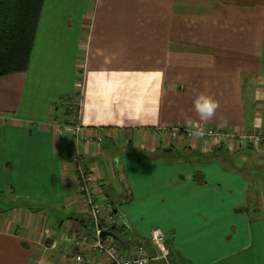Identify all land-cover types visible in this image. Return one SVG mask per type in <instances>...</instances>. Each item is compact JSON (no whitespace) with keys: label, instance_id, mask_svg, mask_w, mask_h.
<instances>
[{"label":"crops","instance_id":"crops-1","mask_svg":"<svg viewBox=\"0 0 264 264\" xmlns=\"http://www.w3.org/2000/svg\"><path fill=\"white\" fill-rule=\"evenodd\" d=\"M73 58L76 84L62 90ZM201 92L219 101L206 124ZM53 96L103 139L76 143L56 106L35 112ZM0 114V201L11 204L0 209V264H107L73 247L93 225L68 148L121 219V253L141 244L149 264H264V146L154 134L189 121L264 132V0H43L28 69L0 78ZM154 227L168 261L149 242Z\"/></svg>","mask_w":264,"mask_h":264},{"label":"built area","instance_id":"built-area-1","mask_svg":"<svg viewBox=\"0 0 264 264\" xmlns=\"http://www.w3.org/2000/svg\"><path fill=\"white\" fill-rule=\"evenodd\" d=\"M195 125L197 127H203L204 129L203 136L198 138L205 137L215 143L222 144H230L238 141L241 143L240 145L244 146H264V132L242 134L236 131L230 132L220 128L199 124ZM194 130L189 125L184 124L170 128H155L154 134L172 138L183 135L188 138H193L196 137L192 134ZM69 132L74 140H76V143L87 144L91 141L97 143L103 139L102 135L91 134L77 122L70 125ZM80 156L78 149L74 148L67 161L71 166L78 197L92 222L93 232L92 234H75L72 241L73 247L81 249L83 246H88L90 249L101 254L107 264H149L152 257L148 255L142 245L135 246L132 253L125 255L114 244L113 236L102 234V231L106 230L107 226L116 223L113 207L109 199L99 190L93 171L82 163ZM149 241L154 247L157 256L167 261L169 249L166 245L164 232L158 227L152 228ZM75 259L79 262L84 261L81 253L77 254Z\"/></svg>","mask_w":264,"mask_h":264},{"label":"trees","instance_id":"trees-1","mask_svg":"<svg viewBox=\"0 0 264 264\" xmlns=\"http://www.w3.org/2000/svg\"><path fill=\"white\" fill-rule=\"evenodd\" d=\"M42 4L43 0H0V78L28 69ZM64 108L63 119L68 118L69 106L65 105ZM64 123L68 124L65 121ZM71 151L72 149L68 148L63 152L66 159L69 158ZM119 221L121 225L115 223L109 227L115 236L124 229L121 219ZM114 244L119 246L115 240ZM143 247L147 251L146 247ZM147 253L150 256L148 251Z\"/></svg>","mask_w":264,"mask_h":264},{"label":"rangeland","instance_id":"rangeland-1","mask_svg":"<svg viewBox=\"0 0 264 264\" xmlns=\"http://www.w3.org/2000/svg\"><path fill=\"white\" fill-rule=\"evenodd\" d=\"M50 52L51 51H49V53H48V55L50 54ZM56 54V53H55ZM52 60L54 61V63H55V65L53 66V70H54V72H55V70L57 69V70H59V69H62V66H60L59 64H58V61H57V59L55 58V57H52ZM66 60V59H65ZM65 60H64V62H65ZM74 61H75V59L73 58L72 60H71V69H70V60H68V73H67V75H66V79H67V83H62V87H65L66 86V88H61L62 90H68L69 89V87H70V85H71V83L73 84L74 82H75V84H76V79L78 78V74H77V76H76V69H75V67L73 66V63H74ZM65 76H63L62 75V78H64ZM52 82V85L50 86L49 84H48V82L44 85V89H48L49 91L47 92V94H45V97H49V93H51V94H53V93H56V85L55 84H53L55 81H51ZM24 96V95H23ZM44 97V99H43V103L40 101V98H39V100H38V102H37V106H36V109H35V112L36 111H38V113H39V109L40 110H43L44 108H52V107H54V106H56V108H57V110H58V115H60V113H61V115L64 113V107H65V102H60L58 99L59 98H57L56 96H53V97H51V98H49V99H46ZM63 98H65L64 96H63ZM21 102H23V98H22V100H21ZM22 106H24V105H22ZM64 108V109H63ZM63 109V112H61V110ZM43 112V111H42ZM20 113L22 114L23 113V110L21 109L20 110ZM67 115H68V118L67 119H63L65 122H67L68 124H70V125H72V124H74V123H76V121H75V118H76V109H75V107H74V105H72V107L71 108H68V111H67ZM66 114V113H65ZM33 115V114H32ZM60 115V117H62ZM0 116L2 117V119L4 120V116L2 115V114H0ZM62 119V118H61ZM58 122V121H57ZM58 124L60 125H67V124H65L64 122H62L61 121V123H59L58 122ZM70 125H69V127H70ZM199 125H201V124H199ZM184 136V135H183ZM167 137H169V136H167ZM179 136H177V137H175V138H178ZM185 138H188V137H186V136H184ZM169 138H172V137H169ZM193 138H198V137H193ZM193 138H188V139H193ZM172 139H174V138H172ZM199 139H202V140H204V141H206L207 143H211L212 145H214V146H225V147H228V148H230L231 146H232V144H234L235 143V145L234 146H237V147H239V146H244V145H240L241 143H239L238 141L237 142H234V143H230V144H222V143H215V142H213V141H211L210 139H208V138H205V137H202V138H199ZM209 143V144H210ZM244 147H247L246 145L244 146ZM253 148H256L257 150H258V146H256V147H253ZM252 152V151H251ZM5 202H1L0 201V209L2 210V209H9V208H7L9 205H11L10 203H8V201L5 199L4 200ZM87 212V211H86ZM88 214V213H87ZM89 216V215H88Z\"/></svg>","mask_w":264,"mask_h":264},{"label":"clouds","instance_id":"clouds-1","mask_svg":"<svg viewBox=\"0 0 264 264\" xmlns=\"http://www.w3.org/2000/svg\"><path fill=\"white\" fill-rule=\"evenodd\" d=\"M219 108V101L216 100L211 95L201 92L194 101V110L197 113L199 119L203 123H207L215 115ZM190 127L195 129L193 135L196 137H201L204 134L203 127H197L191 121L187 122Z\"/></svg>","mask_w":264,"mask_h":264},{"label":"bare ground","instance_id":"bare-ground-1","mask_svg":"<svg viewBox=\"0 0 264 264\" xmlns=\"http://www.w3.org/2000/svg\"><path fill=\"white\" fill-rule=\"evenodd\" d=\"M246 146H247V147H254V146H252V145H246ZM110 226H112V225H110ZM110 226H107V229L104 230V231H102V234H103V232H110L111 235H109V234H103V235L113 236V233L109 230V227H110Z\"/></svg>","mask_w":264,"mask_h":264},{"label":"water","instance_id":"water-1","mask_svg":"<svg viewBox=\"0 0 264 264\" xmlns=\"http://www.w3.org/2000/svg\"><path fill=\"white\" fill-rule=\"evenodd\" d=\"M103 234H109V235H111L110 232H103Z\"/></svg>","mask_w":264,"mask_h":264}]
</instances>
